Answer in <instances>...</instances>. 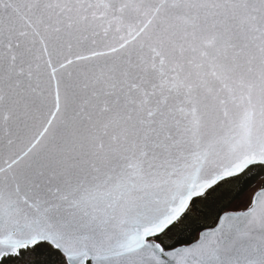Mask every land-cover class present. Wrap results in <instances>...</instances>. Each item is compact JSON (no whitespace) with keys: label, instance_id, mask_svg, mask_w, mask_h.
Wrapping results in <instances>:
<instances>
[{"label":"snow or ice","instance_id":"obj_1","mask_svg":"<svg viewBox=\"0 0 264 264\" xmlns=\"http://www.w3.org/2000/svg\"><path fill=\"white\" fill-rule=\"evenodd\" d=\"M0 264H264V0H0Z\"/></svg>","mask_w":264,"mask_h":264}]
</instances>
